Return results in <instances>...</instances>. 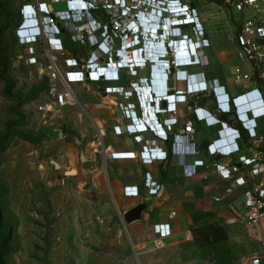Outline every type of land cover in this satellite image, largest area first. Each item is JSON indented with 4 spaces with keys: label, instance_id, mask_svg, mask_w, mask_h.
I'll list each match as a JSON object with an SVG mask.
<instances>
[{
    "label": "built area",
    "instance_id": "2783aa9c",
    "mask_svg": "<svg viewBox=\"0 0 264 264\" xmlns=\"http://www.w3.org/2000/svg\"><path fill=\"white\" fill-rule=\"evenodd\" d=\"M88 1L93 9L102 6L111 16L109 27L94 19L92 14L88 15L92 21H87L86 17H76L73 14L75 1L68 0L69 8L66 11H54L53 13L48 10V6L52 4H41L43 11L50 18L48 25L51 28L62 32L60 27L62 26L69 30L73 42L88 43L91 48L95 47L90 59L86 62L67 59L65 65L68 71L65 72L54 59L57 53L65 52L62 40L56 39L48 44L46 53L49 64L47 68L36 58L28 59L29 65L36 66L38 70H45L53 83L61 84L63 93L59 92L56 84L51 90L52 97L53 94L58 95V108L75 105V97L70 90L71 84L121 83L124 70L118 74L116 63L119 59L125 67L131 69L133 75H137L138 71L133 64L125 63L126 58H129L127 56H130L129 51H133L135 57L139 59L140 64L138 65L144 68L146 61L142 62V52L147 51L146 42L152 43L149 51L152 50L154 42L158 48L155 50L157 53L149 52V61L153 63L152 67L156 65L153 68L155 87L153 91L150 86L145 88L147 100L144 99L145 94L141 95L144 114L137 117L136 109H139V104L127 106L121 104L124 119L131 121L127 128L134 142L141 148L130 153H114L112 158L114 160H138L144 166L166 162L163 150L152 147L153 141L146 140L143 135L150 132L146 125L155 133L160 131L164 134L162 131L164 124L170 133H174V128L178 124L177 118H171L164 123L159 118L161 115H167L165 110L160 111L161 97L166 95L167 74L170 72L169 65L164 63V59L176 56L181 66L176 67L174 60L170 61L171 65L176 67L172 73L170 80L172 85L169 88L172 92L168 98L171 114L173 110L176 113L177 105L182 101V99H177L175 94H185L187 88L192 92L188 99L191 96L206 94L203 105L191 107L196 120H190L185 126L186 135H181L191 143V156L187 157L182 164L183 174L190 179L195 177L207 179L212 174H216L223 181H233L236 187L244 189L241 203L229 204L230 217L224 224L227 226L243 225L247 229L259 227L264 233V127L260 126V122L264 121V0H222L236 16L232 28L231 25L228 26L233 33L231 38L236 45V56L243 64V68H238V72L232 76L234 85L243 86L237 95L229 94L225 86L220 85L218 80L209 79L205 72L198 75L188 72L192 68H205L210 65L209 55L205 50L211 47V43L206 39V29L201 23L200 11L197 6H194L193 0ZM60 2L57 0L53 3ZM24 9L30 14L28 10L31 11L32 5H25ZM117 20H122L119 23L122 26L120 29L113 30V22ZM163 22L167 23L166 28ZM141 23L149 26L148 33L143 32L142 27L139 26ZM33 28L36 27L33 26ZM110 29L115 32L112 36ZM23 30L22 25L18 31L21 45H26L25 42H29V45H37L42 40L37 39L35 43H32L29 35L20 34ZM32 41L35 40L32 39ZM166 45L170 46L172 53L166 52ZM137 49L140 54L137 53ZM195 53L199 57V65L194 64L192 57L193 55L196 57ZM103 57L107 60L104 67L100 64ZM160 78H163L161 82ZM140 82L141 84L148 83V80L140 79ZM179 82L186 83L184 90L174 87V84ZM156 85L161 87H156ZM106 92L121 93L129 100L139 92V87L138 84L132 82L129 86L119 85L106 88ZM153 93L158 97L154 98ZM153 103H156L155 112L159 114H155L154 111L153 114L151 113ZM236 105L240 109V114L235 109ZM47 110V107H40L41 112ZM148 112L153 116V122L147 120ZM224 116H227L229 120H224ZM195 124L200 126L204 124L209 128L218 127L215 138L210 140L204 149H201L195 142ZM116 131L118 135H123L120 127H117ZM244 135L247 136L246 141H244ZM192 162L197 167H194ZM144 186L150 198H159L164 191V186L154 181L151 173L145 174ZM227 191L230 194L232 192L230 189ZM125 194L127 197H139L140 191L138 187H127ZM223 199L224 197H217L215 201L219 203ZM175 216L176 214L173 213L171 219ZM154 232L158 236L154 241L156 247L163 246L165 241L172 236L170 224L156 225ZM243 264H264V251L255 253Z\"/></svg>",
    "mask_w": 264,
    "mask_h": 264
},
{
    "label": "rangeland",
    "instance_id": "374dc122",
    "mask_svg": "<svg viewBox=\"0 0 264 264\" xmlns=\"http://www.w3.org/2000/svg\"><path fill=\"white\" fill-rule=\"evenodd\" d=\"M55 1L2 0L12 3L8 14L13 21L5 35L10 43L7 56L17 99L11 101L4 96L5 85L0 81V209L12 237L7 264H112L110 248L117 244L119 229L113 230L109 217L95 209L89 182L65 176L69 166L56 170L52 163H61L63 155L56 153L60 148L58 140L72 130L67 122L68 109L55 111L52 80L28 64L37 51L48 67L47 41L42 38L37 45H21L18 38L24 24V6ZM60 1L56 10L66 11L68 0ZM203 1L204 15L209 17L212 30H220L225 22L232 28L236 16L230 7L223 2ZM121 22L114 21L112 29H120ZM224 29L233 37L230 27ZM227 50L234 51L232 47ZM235 64L242 66L239 60ZM241 89L242 85L231 86L234 95ZM19 101L23 104L17 106ZM40 107L48 110L41 112ZM73 134L80 139L79 134ZM228 232L226 244L205 249L194 242L193 234L189 239L169 240L161 247L152 243L142 257L127 253L126 264H243L256 249L255 234L235 236L229 229ZM4 233L0 230V237ZM123 238L126 241L125 235Z\"/></svg>",
    "mask_w": 264,
    "mask_h": 264
},
{
    "label": "crops",
    "instance_id": "0c3cea01",
    "mask_svg": "<svg viewBox=\"0 0 264 264\" xmlns=\"http://www.w3.org/2000/svg\"><path fill=\"white\" fill-rule=\"evenodd\" d=\"M202 1L203 0L197 1L199 4V6L197 4V7L200 11L201 23L206 29V39L211 43V47L205 50L208 55H211V57H209L210 65L205 68H192L189 69L188 72L193 75L205 72L209 79L218 80L220 85L227 88L229 94L234 95L231 90V86L234 85L232 71L238 72V68H243V64L242 66L235 64L238 60L236 56V45L230 35H227V29H224L225 27H229V24L225 22L220 30H212L209 27V17L204 15L205 4L203 5ZM56 5L59 4L52 3L54 11H60L56 10ZM210 5L209 7H213L212 4ZM220 22L219 20L218 23ZM151 41H153V39ZM150 44L152 43L146 42V52H148V56L149 52L155 54L157 53L155 50L158 49L153 42L154 46L152 45V50L149 51ZM231 47L234 51H229L227 53V49ZM36 52L37 51H34V56L31 58H36L42 63L47 62L45 58L38 56ZM129 52L130 56H127L129 58L126 59V62L137 63L138 60H136L133 51ZM91 53L92 51H85L84 55L81 54L76 57L72 51H65L63 54L57 53L55 57L61 70L65 72L68 71L65 65L67 59H79L83 63L90 59ZM137 53L140 54L138 49ZM106 62L107 60L103 57L100 60L101 66H106ZM215 65L221 67L224 80H220V77L215 75L217 69L214 67ZM134 67L137 69L138 74L131 77L128 71L122 72V80L119 84L90 82L71 84L70 90L75 97V105H68L60 109L55 106V111L59 113L68 109L67 113L69 114V119L67 122L72 131L58 140L60 141L58 142L60 148L57 149L56 153L63 155L61 163L56 161L52 163L56 170L69 166V170L64 172L65 176H73L72 178H79L83 182H89L95 209H97L102 216L109 217L113 230L119 229L120 235L117 238V244L114 245L113 248H110V253L113 256L112 264L114 263L112 251H116L120 254L119 264L127 263V253H133L135 257H142V252L147 250L149 246L151 247L152 243L158 238L154 232V227L156 225H171L172 236L167 239L165 243L169 240L191 238L194 213L210 214L212 218L209 221H216L225 225L224 222L230 217L229 204L241 203L244 190L236 187L233 181H223L216 174H212L207 179L203 177L186 178L177 160L171 157H169L166 162H156L150 166H144L138 160H114L112 158V154L114 153H130L141 148L140 145L134 142L130 132H128L127 135L117 134L116 128L119 127V124L123 123L127 126L131 121L127 118L120 119L117 117L113 102L116 101L117 103L127 106L129 104L137 105L138 101L136 96L127 100L123 94L113 92H106V96L104 97L101 90L105 89L106 91V88L119 85L129 86L130 83L133 82L138 84L139 92H137V94H145L144 99L147 100L148 97L145 88L150 86L153 91L155 87L153 84V80H155L153 68L156 67V65L143 68L141 65L135 64ZM39 72H41V70H39ZM140 79L148 80V83L141 84ZM161 80H163V78H160V82ZM55 84L59 92L63 93L64 90L61 84H59V82L54 83V85ZM171 85L172 84L169 82L168 86L171 87ZM156 87L161 86L156 85ZM174 87L178 90H184L186 83H175ZM159 90L161 91V89ZM193 98L194 97L191 96L187 103H179L176 113L171 114V112H167V115L159 116L160 120L164 123L171 118H177L178 124L174 128V132L179 135H186V124L190 120H196L195 115L191 111V107L196 105L201 106L204 101L203 99L202 102L197 103L192 100ZM147 102L149 103V101ZM167 107L169 109L168 111H170L169 102ZM136 113L137 117H140L138 108L136 109ZM147 114V120L153 122L151 113L148 112ZM155 114L159 113L155 112ZM224 120H229V118ZM260 126L261 128L264 127L263 120L260 122ZM217 130L218 127L209 128L204 124L201 126L195 124L194 139L196 144L201 148L203 144L209 143L210 140L215 138ZM73 131L80 135V139L73 134ZM143 136L146 140L153 141L152 147L163 149V151H170L172 148L171 140L169 142L159 140L152 132L145 133ZM128 140H130V144ZM246 140L247 136L244 135V141ZM83 153L84 158L82 156ZM54 163L59 164L60 169H57ZM73 169H76V175H68ZM146 173H151L153 180L164 186V191L159 198H150L147 196L144 186ZM250 185L251 181L249 182V186ZM127 187H138L140 196L127 197L125 194V188ZM229 189L232 191L231 194L227 191ZM217 197H224V199L222 202L218 203L215 201ZM145 198L153 199V205L150 207L149 211L143 214L142 221L126 226L121 219L122 213L138 206ZM98 203L103 206L110 205L111 207L106 213H103L99 209ZM173 213H175L176 216L174 219H171ZM227 227L230 230V234L232 232L235 236H247L248 233L251 232L255 234L253 243H255L256 249L253 250L251 256L260 252V249L264 251V233L259 227H254L252 229H247L243 225ZM124 235L126 236V241L123 238ZM122 239L123 241H121ZM141 262L145 263L144 261Z\"/></svg>",
    "mask_w": 264,
    "mask_h": 264
},
{
    "label": "trees",
    "instance_id": "16d2710c",
    "mask_svg": "<svg viewBox=\"0 0 264 264\" xmlns=\"http://www.w3.org/2000/svg\"><path fill=\"white\" fill-rule=\"evenodd\" d=\"M194 1V6H197V1ZM211 2L221 3L222 0H210ZM12 3L2 2L0 0V81L5 85L4 96L11 100L17 101L14 97L13 90L15 89V80L10 75V63L8 59V50L10 49V43L5 33L10 29L12 25V17L8 14ZM199 6V4H198ZM92 17L97 21L110 26V18L105 9L102 6L97 7L91 11ZM19 22L17 25H20ZM62 30L61 38L63 40L65 51H72L77 57L81 54H85V51H94L95 47H90L88 43H75L72 41L69 30L60 26ZM110 35L115 32L110 29ZM100 35V33H98ZM211 57V55H209ZM79 60V59H78ZM80 61V60H79ZM221 67H217L215 75L220 77V80H224ZM216 80V79H212ZM23 102H18L17 106L22 105ZM224 116V119H227ZM212 218L210 214L194 213L193 224L191 227L192 234L194 236V242L200 248H208L211 246L224 245L229 241L228 228L220 222L209 221ZM0 230H5V233L0 237V264H7V257L11 253V228L6 226V223L2 217V211L0 209Z\"/></svg>",
    "mask_w": 264,
    "mask_h": 264
},
{
    "label": "clouds",
    "instance_id": "9594fccd",
    "mask_svg": "<svg viewBox=\"0 0 264 264\" xmlns=\"http://www.w3.org/2000/svg\"><path fill=\"white\" fill-rule=\"evenodd\" d=\"M72 1H75V3H77L73 14L76 17H78V16L80 18L86 17L87 21H92V18L90 16H89L90 18L87 17L88 15H91V11L94 10L91 7L89 1L88 0H72ZM23 11H24V13H22V16H23V22H24L23 27L24 28H26L25 25H26L27 22L30 23V21H34L36 23L35 26H34L36 28L29 27L28 29H25V31H31L30 35H29L30 36L29 40H31L32 43H35L37 39H42V38L46 39L47 44H50V41H53V40H56V39L62 40V38H61L62 32L61 31H56V30H54V28H51L48 25V21L50 20V18L48 17V14L43 11V8H42L41 5L36 6V8H35V6L32 5V9H31V13L30 14H28L27 10H25V9H23ZM163 26H164V28H166L167 23L163 22ZM33 30H35L36 32L34 33ZM32 39L35 40V41H32ZM165 49H166V52L172 53V51L170 49V46L166 45ZM199 49H201V48L199 47ZM145 52L146 51L142 52V60L146 61V66L144 68L152 67L153 63H151L149 61L148 52H146V53ZM144 55H146V56H144ZM117 58L119 59L118 56H117ZM192 58L194 59V64L195 65H199V61L200 60H199L198 55L196 54V57L193 55ZM171 60H174L175 64H177L176 67H180L181 66L176 56H174V57L172 56L171 59H167V58L164 59V63L169 65V71L170 72L167 74V87H168V89L166 91V95L162 96L161 98H162V101L167 102V104L169 102L168 98L170 97V94L172 93L169 90L170 87L168 86V84H169L170 80L172 79V73H173V71L176 68L173 64L171 65V62H170ZM96 61H98V59ZM116 66H117V69L119 71L118 74H120L121 70L122 71L124 70V71H128V73H129V75L131 77L136 76V75H133L131 73V69L129 67L128 68L125 67V65H124V63L122 62L121 59H119V61L116 63ZM153 66H155V65H153ZM152 95L154 96V98L158 97L157 95H155V93H153ZM190 95H192V92H190L189 88L186 89L185 94L184 93L175 94L177 99H182L181 102L179 101L180 103H186L187 99H188V97ZM135 96H136V99H137L138 104H139L140 114L143 115L144 114V107L142 105V96L138 95L137 93H136ZM164 97H166V98H164ZM235 109L240 114V109H239V107L237 105L235 106ZM168 110L169 109H166L165 111L166 112H170ZM160 111H163V109H160ZM174 112H175V110H173V113ZM146 127H147V130L152 132V134L157 139L162 140L164 142H169L170 140L172 141L171 150L170 151H163L164 161H167L169 157H171L173 159L175 158L177 160V162H178L179 167H181V169L183 170V165L182 164H183L184 160L187 157L191 156V145H190L191 143L189 141H187L186 138H182L181 135H179V134H177L175 132L174 133H170L168 131L167 127L165 126V124L162 126V131L164 132V134H161L160 131H157L155 133L153 130H151V128L148 125H146ZM165 127H166L167 130L165 129ZM128 132H130L129 128H128ZM192 165L194 167H197L194 164V162H192Z\"/></svg>",
    "mask_w": 264,
    "mask_h": 264
},
{
    "label": "water",
    "instance_id": "95a60500",
    "mask_svg": "<svg viewBox=\"0 0 264 264\" xmlns=\"http://www.w3.org/2000/svg\"><path fill=\"white\" fill-rule=\"evenodd\" d=\"M48 10H49L50 13L54 12V8L51 5L48 6ZM54 59L56 60V57H54ZM235 72L236 71H232V74L235 75L236 74ZM44 73H45V70H41L40 75H43ZM101 92L103 93V96L105 97L106 96L105 89H102ZM193 97H194L192 99L193 101H195L197 103H200L206 97V94L193 96ZM57 98H58V95L57 94H53V99L55 101L54 104L58 108ZM113 104L115 105L117 117L120 118V119H124V112H123V110L121 108V104L117 103L116 101L113 102ZM156 106H157L156 103L152 104L153 110H152L151 113H153V111L155 112L157 110ZM161 109H163V110L168 109L167 102L162 101ZM119 127H120L121 132L123 134L127 135V133H128L127 126L124 125L123 123H121V124H119ZM128 143L130 144V140H128ZM208 144L209 143L203 144L201 146V148L202 149L206 148L208 146ZM82 156L84 158V153L82 154ZM54 164L57 167V169H60V165L59 164H57V163H54ZM68 175H76V169H73L71 172L68 173ZM152 205H153V199H146L145 198L144 200H142V202L138 206H136V207H134V208L122 213L121 219H122V221L124 222V224L126 226H130L133 223L140 222L143 219V214L145 212L149 211V209H150V207ZM98 207L103 213H106L110 209L111 206L110 205L103 206L100 203H98ZM112 253L114 255V263L113 264H119L120 254L118 252H116V251H112Z\"/></svg>",
    "mask_w": 264,
    "mask_h": 264
},
{
    "label": "bare ground",
    "instance_id": "6f19581e",
    "mask_svg": "<svg viewBox=\"0 0 264 264\" xmlns=\"http://www.w3.org/2000/svg\"><path fill=\"white\" fill-rule=\"evenodd\" d=\"M67 6H68V8H69V4H67ZM67 8V9H68ZM77 9V8H76ZM35 22L34 21H30V23L29 22H27L26 23V25H25V27L26 28H24V30L25 29H28L29 27H33V26H35ZM148 27V28H147ZM142 29H144V31H145V33H148V30H149V26L148 25H146V24H144L143 23V27H142ZM22 31V32H20V34L22 35V36H26V35H30V32L31 31ZM34 31V33L36 32L35 30H33ZM25 44L26 45H29L30 43L29 42H25ZM126 51H129V50H126ZM127 59V58H126ZM134 59V58H133ZM136 60H138L139 61V59H138V57H136ZM125 63H127V62H125ZM132 64H133V66H135V64H139L138 62L137 63H133V62H131Z\"/></svg>",
    "mask_w": 264,
    "mask_h": 264
}]
</instances>
